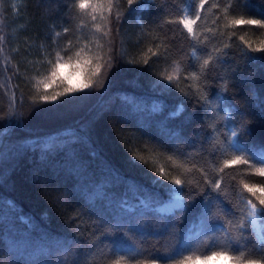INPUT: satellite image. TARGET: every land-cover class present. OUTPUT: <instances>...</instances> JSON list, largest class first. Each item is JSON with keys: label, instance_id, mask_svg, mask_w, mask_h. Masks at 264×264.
Instances as JSON below:
<instances>
[{"label": "trees", "instance_id": "16d2710c", "mask_svg": "<svg viewBox=\"0 0 264 264\" xmlns=\"http://www.w3.org/2000/svg\"><path fill=\"white\" fill-rule=\"evenodd\" d=\"M12 2L0 0V117H4L0 132V264H73L78 247L74 238H89L98 215L125 231L129 227L142 230L137 222L148 231L161 227L167 221L156 219L159 213L144 215L146 206L154 208L170 199L165 188L154 184L152 169L172 170L173 175L205 192L193 165L204 168L209 177L218 174L223 159L232 153L215 159L207 153L214 146L226 147L231 121H242L250 128L246 146L256 151L264 148V59H260L264 52L252 51L238 39L243 36L252 48L264 47V29L225 26L226 0H207L202 19L194 24V35L202 42L196 49L195 41L175 23L186 12L191 16L186 0H143L131 6L127 0H116L113 15L119 12L118 23L114 19L111 23L92 21V14L74 8L73 0H21L18 13ZM233 3L228 21L241 16L264 19L260 15L264 0ZM65 28L70 31L66 33ZM53 29L59 30L56 36ZM80 38H87L82 42L94 48L84 65L86 74L101 66L100 74L92 77L94 86L54 102H40L42 95L62 90L56 85L45 89L41 83L50 75V62L56 61L57 52L66 61L69 56L74 60L76 54H65L64 49L69 41L72 47L78 46ZM205 41L209 48L219 50L213 55L220 58L213 59L208 70L199 68L207 58L198 50ZM193 51L199 80L186 79ZM175 65L182 69L172 89L158 88L154 81L160 82ZM218 92L227 97L224 111L214 98ZM202 105L214 119L205 116ZM178 109L180 116L170 119V113ZM225 124L228 128L222 126ZM218 127L204 144L206 151H201L207 131ZM197 130L195 146L176 145L188 157L174 154L173 142L195 136ZM133 155L148 159L149 164L130 162ZM169 156L173 158L169 160ZM223 175L224 205L214 199L216 212L234 205L246 213L245 201L251 194L242 184H255L259 189L264 177L249 175L238 165ZM263 192L258 190L257 195L264 197ZM181 194L191 199L187 191ZM196 199L199 201V194ZM202 207L197 204L188 210L184 230L192 241L190 248L198 255L209 247L208 236L197 237L198 221L193 227ZM175 212L174 222L184 219L179 209ZM246 227L253 237L258 235L251 220ZM230 231L236 234L234 226ZM173 233L159 243L152 236L130 235L141 251L151 252L156 247L163 251L174 246L178 230ZM215 240L217 246L225 243L221 232ZM103 255H107V247L100 253ZM96 264L101 261L97 259Z\"/></svg>", "mask_w": 264, "mask_h": 264}, {"label": "snow or ice", "instance_id": "6c2138e0", "mask_svg": "<svg viewBox=\"0 0 264 264\" xmlns=\"http://www.w3.org/2000/svg\"><path fill=\"white\" fill-rule=\"evenodd\" d=\"M135 2L136 0H127L129 6L133 5ZM206 2L207 0H186V3L191 10V17L189 18L185 16L184 18L175 21V23L182 25L183 29L186 30L188 38L195 41V44H193L194 49L197 48V45H201L202 42L195 37L193 25L202 19V11L205 8ZM240 2L241 0H236V3ZM73 7L83 14H86L89 10L93 13H98V15L94 14L91 16V19L94 22L97 19H100L107 20L111 23L114 19L118 23L121 19L118 11L113 15V9L117 7L116 0H73ZM217 7L219 8L220 5H217ZM232 11H234L233 0H226V3L223 6L225 26L228 24L232 26L246 25L255 26L257 29H264V19H245L241 16L239 19H231L228 21L227 17ZM260 15L264 16V13H261ZM96 26L97 28L100 27L99 24ZM118 30L119 29H117V31ZM64 31L67 33L70 29L65 28ZM210 31L212 30L210 29ZM215 31L220 32V29L216 28ZM105 35H107V33H105ZM213 35L215 36V33ZM221 35H223V33H221ZM238 39L252 51L264 52V47L252 48V45L245 40L243 36H239ZM174 41L175 38L173 37V42ZM207 44V41L203 42V45L198 49L202 54L206 53L207 55V58L203 59L202 63L199 65V68L205 70L209 69L213 59H217L218 61L220 59L218 55H213V53L218 54L219 50L209 48ZM64 51L65 54L72 51L71 41L65 46ZM79 55V53H76L77 57H79ZM56 57L57 59L54 63L50 62V75L41 81V83L45 89L56 85L62 90L55 91L52 95H42L40 97V102H54L60 97L83 92L94 86L92 77L100 74L101 66H97L90 74H86L83 73L81 65L82 63H89L88 61L76 59L75 62H73L71 56L68 57L67 61H64V58L60 56L59 52L56 53ZM190 58L193 63L186 66V70L190 71V77H186V79L194 78L199 80L200 77L195 71L197 67L195 64L197 59L195 51L190 54ZM260 59H264V57H261ZM145 63H147V61H145ZM66 65H70L72 69L67 74L63 71ZM81 74H84L83 80L80 79ZM207 78L206 75L205 79ZM164 80L168 83H163L162 81ZM172 81L173 75L169 74L162 77L161 82L154 81V83H156L158 88L170 91L173 87ZM37 87H39V85H37ZM205 87H208V85L205 84ZM223 91H226V89ZM78 98L80 97H71V99ZM214 98L220 102L221 106H219V110L224 111L222 105L224 101L227 100V97H224L222 92H218L214 95ZM67 102L68 101H65V103ZM207 103L210 104V101ZM202 107H204V105H202ZM204 113L206 117L214 119L208 107H204ZM180 114L181 111L178 109L177 111L170 113L169 118H177ZM238 115H243V113ZM3 121L4 117H0V132L2 133ZM230 123L233 125L231 128H228L227 124L222 125L223 127L228 128V135L225 136V141L227 142L226 147L221 149L218 146H214L212 151L207 153L212 156L213 159L217 156H222L227 152L232 153L229 159H223L218 174L209 177L204 168L193 165L194 169L198 171L202 177L201 182L205 185V192L201 193L199 187L192 184L191 181L182 180L178 175H173L172 170L166 172L165 168L162 166L154 167L152 170L155 171L156 175L152 176V180L155 185H161L167 190L170 194V199L167 203L162 202L154 208H148L146 206L147 210L144 212V215H150L152 212H157L159 215L156 216V219L167 221V223H163L161 227L148 231L143 224L137 222V225L142 230L137 231L129 227L127 231H125L124 228L117 227L113 224L111 219L106 220L104 217L98 215V219L93 222L91 236L89 238L82 240L74 238V243L78 245V247L74 249L76 252V259L73 261V264H96L97 259L101 261V264H190L192 261H200L201 264H209V262L219 260L221 257L228 261L229 264H264V230L253 237L251 229L246 227L248 220H251L253 224L258 220L264 223V197L257 195L258 190L264 191V181H260L259 189L255 184H242V188L246 190L247 193L251 194V196L245 201L248 209L246 213L240 212L234 205H225L224 207H221L220 214H218L215 210L216 205L213 203V200L215 199L224 205L221 194L222 185L224 183L223 174L225 170L232 165L241 166V168L249 175L264 177V148L256 151L253 148L246 146L247 142L245 138L250 136L251 133L247 124L242 121L239 123L231 121ZM237 128H239L240 131H237ZM218 130L219 127L207 131L205 140L200 142L201 151H206V149H204V144L210 142ZM196 136H199V130L196 131L195 136L174 141L172 145L173 153L181 157H188L189 153L181 151L176 145L178 143H187L190 146H195ZM172 158V156L168 157L169 160ZM137 160L143 164H149V160L142 156L133 155L130 157V162L132 163H135ZM186 184L188 186L187 188H185ZM184 191L188 192L191 197L190 200H186L181 195ZM197 194L200 196L199 201L196 199ZM197 204L203 205V207L198 215L194 217L193 227L197 226L196 221H198L200 231L197 233V237H209V247L203 255H198L190 248L192 241L189 237L184 235L187 212L189 209L196 207ZM225 207H228V211H225ZM176 209H179L180 214H183L184 219L174 222L173 217L176 215ZM233 226L235 227V235L230 231V228ZM173 229L178 230L179 238L176 240L174 246L165 248L163 251L159 247L154 248L151 252L141 251L130 235L135 234L145 239L152 236L157 240V243H159L161 238L172 236L174 234ZM218 232H221L225 239V243L219 246L216 245L215 240V236ZM246 232L248 233L247 235L245 234ZM92 237L95 238L93 239ZM68 247L69 250H73L72 245H69ZM105 247H107V255L100 256V253L103 252ZM185 252H188V254H184Z\"/></svg>", "mask_w": 264, "mask_h": 264}, {"label": "rangeland", "instance_id": "374dc122", "mask_svg": "<svg viewBox=\"0 0 264 264\" xmlns=\"http://www.w3.org/2000/svg\"><path fill=\"white\" fill-rule=\"evenodd\" d=\"M136 2H137V3H142L143 0H136ZM89 12H90L92 15H94V14L98 15V13H93L91 10H89ZM185 16H187V17H189V18L191 17V16L188 14V12L185 13L184 17H185ZM78 53L80 54L79 57L76 56V58L73 60V62H75L76 59H80L81 61H88V60L90 59L91 54H92L91 51L88 52V50H85V49H84L83 51L78 52ZM91 57H92V56H91ZM64 61H66V60L64 59ZM84 65H85V64L82 63L81 67H82V69H83V73H86L87 70L84 69ZM71 70H72V69H71V66H70V65H66V67H65V69H64L63 71H64L65 74H67V73L70 72ZM178 70H179V68H178L177 66H174L171 70H169L168 75H169V74L173 75V79H174V78H176V76L178 75ZM80 79H81V80L84 79V74H81ZM263 193H264V192H263ZM168 201H169V200H168ZM168 201H167V202H168ZM143 202H147V200L144 199ZM167 202H165V203H167ZM253 225H254V227H255V229H256L257 234H260L261 231L264 230V223H262V222L259 221V220H258L255 224H253ZM190 264H201V262H200V261H195V262L190 263ZM209 264H229V262L226 261L223 257H221L219 260H214V261L209 262Z\"/></svg>", "mask_w": 264, "mask_h": 264}, {"label": "bare ground", "instance_id": "6f19581e", "mask_svg": "<svg viewBox=\"0 0 264 264\" xmlns=\"http://www.w3.org/2000/svg\"><path fill=\"white\" fill-rule=\"evenodd\" d=\"M20 4H21V0H13V2H12V7H13L15 13H16V12L18 13V11H19L18 7H19ZM137 15H138V14H136V16H137ZM138 17H139V16H137V19H138ZM58 31H59L58 29H53V32H52L53 35L56 36V35L58 34ZM80 39H81V41L78 43V46L72 47V52H74V53L76 54V53H78V52H80V51H83L84 49H85V50H88V52H89V51L93 52V49H94V48L90 47L89 44H87V43H83V42H82V40L87 41V40H86L87 38H86V39H84V38H80ZM175 66H176V65H175ZM173 67H174V66H173ZM177 67L179 68V70H178V75L176 76V78L173 79V81H175V80L177 79V77L179 76V74H180V72H181V69H182L181 66H180V67L177 66ZM168 72H169V71H167L166 74H165L164 76H163V75H162V76H163V77L167 76V75H168ZM162 76H161V78H162ZM161 78H159L158 81L161 82ZM40 79H42L41 76H40ZM173 81H172V82H173ZM162 82H163V83H168L166 80H164V81H162Z\"/></svg>", "mask_w": 264, "mask_h": 264}]
</instances>
